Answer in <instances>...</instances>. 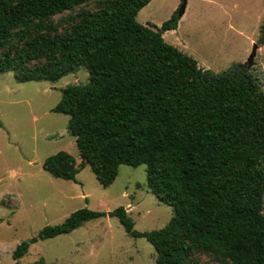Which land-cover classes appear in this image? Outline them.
Listing matches in <instances>:
<instances>
[{"label":"trees","instance_id":"trees-1","mask_svg":"<svg viewBox=\"0 0 264 264\" xmlns=\"http://www.w3.org/2000/svg\"><path fill=\"white\" fill-rule=\"evenodd\" d=\"M149 1L0 0V73L19 81L57 80L80 65L89 73L53 107L69 116L80 155L59 150L43 167L76 180L88 163L108 186L120 164H145L147 187L174 212L163 227L138 231L123 206L84 207L38 238L109 214L147 238L155 264H264V90L249 68L214 72L166 41L178 11L160 27L139 22ZM36 239L17 245L15 264H46L19 260Z\"/></svg>","mask_w":264,"mask_h":264},{"label":"rangeland","instance_id":"rangeland-1","mask_svg":"<svg viewBox=\"0 0 264 264\" xmlns=\"http://www.w3.org/2000/svg\"><path fill=\"white\" fill-rule=\"evenodd\" d=\"M183 2L150 0L136 19L160 27ZM263 20L264 0H185L176 28L164 31L163 37L214 72L237 63L249 68L264 90V44L258 41ZM88 80L83 65L57 80L19 81L12 70L0 73V264H15L17 245L33 237L37 239L19 258L22 263L40 258L46 264L156 262L157 252L147 238L130 235L109 214L68 233L38 238L43 227L84 207L107 212L123 206L138 231L161 228L174 214L172 205L147 187L145 164H120L108 186L100 184L88 163L76 180L55 177L43 167V160L59 150L80 155L67 128L69 116L53 107L62 88ZM199 256L211 261L209 255Z\"/></svg>","mask_w":264,"mask_h":264},{"label":"water","instance_id":"water-1","mask_svg":"<svg viewBox=\"0 0 264 264\" xmlns=\"http://www.w3.org/2000/svg\"><path fill=\"white\" fill-rule=\"evenodd\" d=\"M184 6H185V0H184V2L182 3L181 7L178 9V15H179V16L182 15ZM255 52H256V44L254 45V48H253L252 54L250 55V58L248 59L249 62H251L250 60H251V59L253 58V56L255 55Z\"/></svg>","mask_w":264,"mask_h":264}]
</instances>
